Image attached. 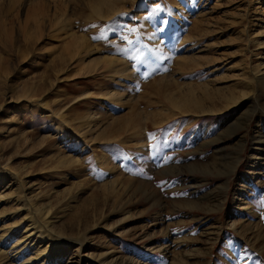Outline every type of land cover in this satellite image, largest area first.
Instances as JSON below:
<instances>
[{
  "label": "rangeland",
  "instance_id": "374dc122",
  "mask_svg": "<svg viewBox=\"0 0 264 264\" xmlns=\"http://www.w3.org/2000/svg\"><path fill=\"white\" fill-rule=\"evenodd\" d=\"M263 64L264 0H0V264H264Z\"/></svg>",
  "mask_w": 264,
  "mask_h": 264
},
{
  "label": "bare ground",
  "instance_id": "6f19581e",
  "mask_svg": "<svg viewBox=\"0 0 264 264\" xmlns=\"http://www.w3.org/2000/svg\"><path fill=\"white\" fill-rule=\"evenodd\" d=\"M99 3V2H98ZM100 4V3H99ZM93 7V9L95 10V11H98L99 9H100V7H99V5L97 4V5H93L92 6ZM99 8V9H98ZM72 35V34H71ZM71 42H70V44H69V48H70V50H69V55L72 57V56H78L79 58H80V64L82 65L83 64V61H84V57L86 56V55H88L90 52L89 51H87V48H85V45H84V41L83 40H80V41H77V40H74V36H71ZM109 63V62H108ZM264 65V64H263ZM261 66V65H260ZM89 67L91 68V69H89V71H88V73H91V72H94L95 71V69H94V65H92V64H90L89 65ZM260 72V71H259ZM257 74H259V73H257ZM19 98V97H18ZM113 97H111L110 99H112ZM123 99V98H122ZM28 100H30V99H28ZM116 100L117 101H121V99H120V96H119V98H117L116 97ZM37 102V101H36ZM39 102V101H38ZM37 102V103H38ZM39 104V103H38ZM50 113V112H49ZM57 113V115L59 114L60 115V119L63 117L62 116V114H63V111H58V112H56ZM51 114V113H50ZM49 115V114H48ZM49 117V116H48ZM52 118V117H51ZM63 119V118H62ZM82 120V119H81ZM86 124H88L87 126H89V122H88V120H87V122H86ZM78 133H80V131L78 132ZM83 133V132H82ZM87 133V132H86ZM84 134V133H83ZM88 134V133H87ZM79 135H81V134H79ZM32 224V223H31ZM36 225V224H35ZM33 226V225H32ZM32 226H31V228H32ZM36 228V227H35ZM35 228H34V230H35ZM32 230V229H31ZM31 230H27V228L24 230V231H22L21 232V230H19L18 232L20 233V235L18 236V243H25V242H27L28 240H30L33 236H32V234L30 233L31 232ZM17 232V231H16ZM17 237V236H16ZM5 239V237H3L2 239H1V243H5V241H3ZM0 243V244H1ZM17 244V243H16ZM3 246H4V244H2ZM21 245V244H20ZM7 246V245H6ZM10 246V245H9ZM12 246V245H11ZM2 248V247H1ZM4 248H6L5 246L2 248V251H0V256H4ZM17 249H19V246H17L16 247ZM24 248V247H23ZM11 249V248H10ZM9 249V250H10ZM13 250V249H12ZM16 250V249H15ZM23 250V249H22ZM22 250H17L18 251V253L20 254L21 252H22ZM38 250V249H37ZM4 251V252H3ZM39 251V250H38ZM37 252V251H36ZM40 255V254H39ZM38 255V256H39ZM31 260V259H30ZM29 260V261H30ZM2 264V263H1Z\"/></svg>",
  "mask_w": 264,
  "mask_h": 264
},
{
  "label": "snow or ice",
  "instance_id": "6c2138e0",
  "mask_svg": "<svg viewBox=\"0 0 264 264\" xmlns=\"http://www.w3.org/2000/svg\"><path fill=\"white\" fill-rule=\"evenodd\" d=\"M93 39H95V37H93Z\"/></svg>",
  "mask_w": 264,
  "mask_h": 264
}]
</instances>
